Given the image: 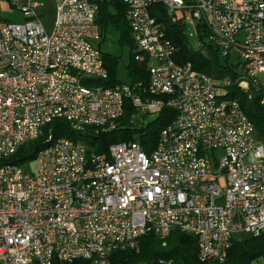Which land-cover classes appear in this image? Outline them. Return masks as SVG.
Returning a JSON list of instances; mask_svg holds the SVG:
<instances>
[{
  "label": "built area",
  "instance_id": "2783aa9c",
  "mask_svg": "<svg viewBox=\"0 0 264 264\" xmlns=\"http://www.w3.org/2000/svg\"><path fill=\"white\" fill-rule=\"evenodd\" d=\"M8 1L23 22L0 21V163L54 120L112 131L127 102L137 117H176L149 154L136 141L88 154L60 138L27 166L0 164V264H107L147 232L164 242L172 231L195 238L201 262L224 264L237 235L264 236V144L228 97L235 85L264 109V0H122L142 87L95 84L108 73L92 0H57L50 31L41 2ZM154 5L192 27L202 54L228 59L235 80L180 63Z\"/></svg>",
  "mask_w": 264,
  "mask_h": 264
},
{
  "label": "trees",
  "instance_id": "16d2710c",
  "mask_svg": "<svg viewBox=\"0 0 264 264\" xmlns=\"http://www.w3.org/2000/svg\"><path fill=\"white\" fill-rule=\"evenodd\" d=\"M92 1L97 6L96 23L102 35V42L108 26H111L117 33L119 45L121 47L126 46L129 51V61L125 66V82L141 87L147 85L148 72L144 64L135 61L136 50L126 21V7L123 1ZM149 13L157 23L164 27L166 37L178 49L180 63H190L194 70L207 76L211 75L212 70L216 68L232 81L235 80L236 75L228 66V59H219L209 46L207 48L212 56V61L201 54L199 50L193 49L184 34V27L179 23L171 22L162 6H152ZM199 41L204 42L201 38ZM204 45L206 44L204 43ZM103 61L108 79L105 82H96L95 84L103 87H114L123 83L117 79V57L105 54ZM228 97L238 102L240 109L251 122L254 130L264 138V109L259 106L257 100L248 98L235 85L228 89ZM145 117V115L135 116L131 105L127 102L122 117L112 131L94 132L91 129H86L84 133H77L72 131L65 121L54 120L43 129L42 136L38 140L19 148L12 157L0 164L27 166L35 160L41 151L60 138L83 143L88 154L106 155L109 146L132 141L138 142L142 150L149 154L155 148L159 133L174 121L176 114L165 108L158 117L144 125L141 119L144 120ZM49 136H51V140L47 142ZM163 243L165 244L163 245ZM108 259L109 264H157L160 259L170 260L173 264H212L201 262L197 257L195 238L179 231H172L164 242L156 239L153 233L147 232L141 237L137 252L117 251ZM260 260L264 261V236L233 241L224 264H253ZM53 264L60 263L54 262ZM66 264L90 263L84 260H76Z\"/></svg>",
  "mask_w": 264,
  "mask_h": 264
},
{
  "label": "rangeland",
  "instance_id": "374dc122",
  "mask_svg": "<svg viewBox=\"0 0 264 264\" xmlns=\"http://www.w3.org/2000/svg\"><path fill=\"white\" fill-rule=\"evenodd\" d=\"M41 1L43 2V8H41V10L38 11V14H40L39 23L43 26V28L46 31H50L52 28L54 17H55V2L56 1L55 0H41ZM10 9H11V12L13 13L11 14V16L8 17V20L12 22L16 21L17 23L23 22L22 19L20 21L21 15H19L17 12L15 13V11L11 7ZM184 34L190 46L195 50H199L198 49L199 44H198L197 39H195L193 36H189L190 34H193V30L191 26L187 25L185 27ZM117 38L118 36H117V33L114 31V29L111 26H108L105 32L104 41L101 42L100 44V52L102 55L107 54V55L117 57L118 59L117 79L120 82H125L126 81L125 66L128 64V61H129V51L126 46L121 47L119 45ZM203 55L207 57L210 61L213 60L212 56H210L207 52L203 51ZM232 61L235 62V58H233ZM216 70L217 72H214ZM219 72L220 71H218V69L214 68L211 72V76L213 78L218 79L223 74V72L222 73H219ZM260 79L264 80V76H261ZM153 118L154 117L146 116L144 120L141 119V122H143V124L145 125L148 121L153 120ZM254 137L256 140L264 144V138L259 136V134L256 131L254 132ZM236 238L238 240H244V239L249 238V236L245 234H239L236 236ZM137 250H138V247L136 250H132V252H137ZM107 264H109V259H108Z\"/></svg>",
  "mask_w": 264,
  "mask_h": 264
},
{
  "label": "crops",
  "instance_id": "0c3cea01",
  "mask_svg": "<svg viewBox=\"0 0 264 264\" xmlns=\"http://www.w3.org/2000/svg\"><path fill=\"white\" fill-rule=\"evenodd\" d=\"M35 1L41 2L43 4V2L41 0H35ZM55 1L57 2V0H55ZM56 2H55V4H56ZM39 10H41V8ZM12 13L13 12H11L9 1L8 0H0V21H9L8 17L11 16ZM39 16H40V14H38V17ZM5 18H7V19H5ZM21 19L23 20V18L20 16V21H21ZM9 22H12V21H9ZM218 71H220V70H218ZM214 72H217V70ZM219 73H222V71H220ZM222 76H223V74H222ZM222 76H220V77H222Z\"/></svg>",
  "mask_w": 264,
  "mask_h": 264
}]
</instances>
